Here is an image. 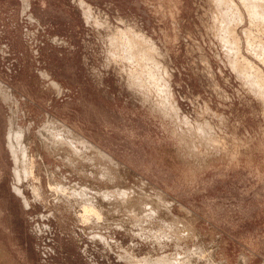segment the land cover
I'll list each match as a JSON object with an SVG mask.
<instances>
[{
	"label": "rangeland",
	"instance_id": "obj_1",
	"mask_svg": "<svg viewBox=\"0 0 264 264\" xmlns=\"http://www.w3.org/2000/svg\"><path fill=\"white\" fill-rule=\"evenodd\" d=\"M262 29L242 0H0V264H264Z\"/></svg>",
	"mask_w": 264,
	"mask_h": 264
},
{
	"label": "bare ground",
	"instance_id": "obj_2",
	"mask_svg": "<svg viewBox=\"0 0 264 264\" xmlns=\"http://www.w3.org/2000/svg\"><path fill=\"white\" fill-rule=\"evenodd\" d=\"M242 2H243L244 8L247 9V11L249 13V16H250V18H252L253 22H259L260 25L263 26V29H264V0H242ZM261 35H262V33H261ZM257 49H259V48H257ZM255 50H256V48H255ZM260 51H263V50L260 49ZM256 55H259V54H256ZM257 57H259V56H257ZM9 124H10L9 125V129H8L9 132H8V134L6 136L7 137V144H8V149H9L10 157H11V159H13V162H14V168H15L14 169V172H13V173H15V176L14 177H15L17 183H19L20 181H24V180H26V178H28L30 176H33V173L31 171V169H32L31 168V163H30L31 159L29 158V155H28V152H29L28 147L25 146L24 144H22V137H23V135L21 133V130H19L18 127H16L15 119H13V121H12V118H11ZM50 129H47L46 132H47V134L51 135L50 137L56 143L58 141L60 142V143L58 142L59 143L58 146H59V148H61V150H59V151H63L64 152L65 149H67V145L70 146V147L72 146V143H70V141H68L64 137V134L61 131V129H53V128H50ZM63 139H64V141H63ZM74 140L75 141L73 143H78V144L83 145L84 146L83 147L84 150L87 151V150H91L92 149L94 151V149L90 147L91 145L88 146L89 144L86 143L85 141H83L82 139L76 138ZM62 144L64 146H62ZM73 145H75V144H73ZM63 148H64V150H63ZM76 151L79 152V150H77V149H76ZM80 152H82V150H80ZM72 188H73V190L75 189L74 187H72ZM59 189H61L65 193H67V191H71V189L69 190L68 188H62V187H60ZM15 191H16V193H19V189L18 188H16ZM155 191L157 192V190H155ZM119 192H120V196L118 197V199H120V201H118L119 204L117 203V206L118 207H121L123 209H126L127 210L126 211L127 213H131V214H134V215L136 214L138 216L140 215L141 218H143L142 217L143 213H145V215L146 214L150 215L149 213H151V214L154 213V211H153V208L154 207L152 208V203L150 201L157 199V200H159V202H161V200L163 199V198H160L161 194L158 195V198L156 197V199H155L153 197H150L147 193L145 194L143 190L138 189V188H135V186H133L129 190H124V188L123 189H120ZM65 193H64V195H65ZM74 194L80 200L83 201V203L78 208V211H77L78 214L80 213L83 217L84 216H89V215H94V216L100 218V215H102V214L99 213V210L101 209L102 205L100 206V209H98V205L96 204L95 197H92V194H91L90 191L88 192L86 189H80L79 191L74 192ZM95 194H96V192H95ZM107 194H105L106 196H104V194H102L103 197L99 194L102 197L104 203H107V199H108ZM96 195L98 196V194H96ZM111 197L113 198V196H110L109 198H111ZM111 205L113 206V204H111ZM139 205L141 207H137ZM112 206L110 208H112ZM167 206L170 207L169 204L168 205L166 204V207ZM107 207L109 208V206H107ZM139 208H141V209H139ZM101 211H102V209H101ZM156 213H157V210H156ZM147 217L149 218V216H147ZM175 224L176 225H172V226L170 225V229H171V232L175 231V233L174 232L173 233L176 234L177 236H179V238L184 239V238H186L187 236L190 235L188 228L186 226H184V224L179 223V222H176ZM175 259H177V258H175ZM138 260H140V259H138ZM146 260H147V258H146ZM156 260L154 262H151V264H175V262H176V260L168 261V259H166V258L165 259H161V261H156ZM177 261H178V259H177ZM189 261H191V260H189ZM189 261H188V263H189ZM144 263H146V262H144ZM136 264H138V263H136ZM139 264H142V263L140 262Z\"/></svg>",
	"mask_w": 264,
	"mask_h": 264
},
{
	"label": "crops",
	"instance_id": "obj_3",
	"mask_svg": "<svg viewBox=\"0 0 264 264\" xmlns=\"http://www.w3.org/2000/svg\"><path fill=\"white\" fill-rule=\"evenodd\" d=\"M11 120V119H10ZM7 132H8V130H7ZM7 132H6V136H7ZM6 146H7V144H6Z\"/></svg>",
	"mask_w": 264,
	"mask_h": 264
}]
</instances>
